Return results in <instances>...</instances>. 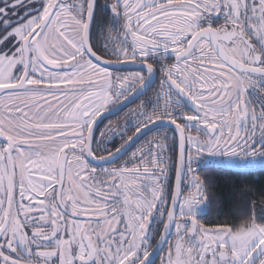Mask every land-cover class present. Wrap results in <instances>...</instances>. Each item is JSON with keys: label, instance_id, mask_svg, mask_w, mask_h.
I'll use <instances>...</instances> for the list:
<instances>
[{"label": "snow or ice", "instance_id": "obj_1", "mask_svg": "<svg viewBox=\"0 0 264 264\" xmlns=\"http://www.w3.org/2000/svg\"><path fill=\"white\" fill-rule=\"evenodd\" d=\"M104 2L119 27L100 50L96 0H0V264H155L165 244L160 264H264V204L239 226L206 228L193 213L214 197L197 157L264 155V104L249 99L264 96V0ZM212 16L223 23H201ZM161 53L175 62L161 66L151 107L133 111L131 134L110 123L101 135L123 134L118 152L157 122L175 134L155 132L121 166L89 167L97 119L147 82L108 66L150 75ZM176 95L193 111L177 115Z\"/></svg>", "mask_w": 264, "mask_h": 264}, {"label": "flooded vegetation", "instance_id": "obj_2", "mask_svg": "<svg viewBox=\"0 0 264 264\" xmlns=\"http://www.w3.org/2000/svg\"><path fill=\"white\" fill-rule=\"evenodd\" d=\"M177 2H179V0H177ZM201 23H205V24L206 23H212L213 25H218L220 23H223V17L222 16H212L210 18H204L201 21ZM108 27H111V28L119 27V20L117 17H115L113 15L110 7L104 2V0H96V7H95V12H94V17H93V22H92V27H91V33H90V40L100 50H103V39H104L103 32ZM149 62L154 65V70L150 75L147 73V70L146 71L111 70V71L117 72V73H124V72H131V71L141 72V73L146 75L147 80L150 81L152 83V85L148 88V90L139 99L134 101L131 105L124 108L123 110H121L117 114L103 119L100 122V124L96 128L94 136H93V141H92V148L94 151L93 157L104 156V155L106 156L107 153L113 154L116 152V151H114V149L119 147L122 143V135L123 134L108 135L107 133H105L104 135H101V133L104 132V130L108 124L111 123L113 126H115L116 124L123 125V127L127 130V132L129 134H131V132L134 130V121L131 119L133 111L137 108V106L140 104L141 101H145L146 103H148V106L151 107V103L149 102V98L151 97L152 91L155 88L159 87L161 75H162L161 74V66L175 62V57L171 53H167V54L161 53V54H157L156 56L149 57ZM174 99L176 100V114L177 115H180L181 113H187V112L193 111V106L187 98L180 97V96L176 95L174 97ZM249 99L253 104H256V105L264 104V96H261L258 92L250 91ZM121 102L110 106L108 108V110L105 111L104 113L110 111L112 108L116 107ZM125 116H129L130 118L125 119ZM164 123H168V122H164ZM163 130H167V134L170 137L175 134V131L168 128V127H160V128L148 131L144 136H142L138 140V142L127 153H125V155L123 157H121L118 161H116L112 165H108L106 167H95L93 165H90L87 161L86 162L89 165V167H91L97 171H100V170L105 169V168L111 169V168L121 166L125 162H128L130 160L133 151H135L136 147L139 146V144L143 143V140L145 138L150 139L151 136L154 135L155 132L163 131ZM175 154L178 156V143H177V145L170 143L169 144V155L173 156ZM207 155H210V154L204 153L201 155V157H203V158L208 157ZM210 156H213L215 158H225L223 156H217V155H210ZM128 166L131 167L132 165L129 164ZM169 179H171V176ZM173 183H174V180H173ZM198 217H196L197 220H198ZM159 228H160V222H159L158 218L154 216L153 221H152L151 230L158 232ZM174 231L175 230L173 228V232ZM171 243L172 244L175 243V236L174 235L171 238ZM167 252H168V245L165 244L164 251L162 253H160V255H157L156 258L153 260L155 262V264H160L161 257H166Z\"/></svg>", "mask_w": 264, "mask_h": 264}, {"label": "trees", "instance_id": "obj_3", "mask_svg": "<svg viewBox=\"0 0 264 264\" xmlns=\"http://www.w3.org/2000/svg\"><path fill=\"white\" fill-rule=\"evenodd\" d=\"M194 172L204 180L207 190L214 194L206 201L204 213L198 217L206 228L222 224L239 226L248 218L252 201L264 204V167L253 171H234L209 166ZM257 220L264 221L259 211Z\"/></svg>", "mask_w": 264, "mask_h": 264}, {"label": "water", "instance_id": "obj_4", "mask_svg": "<svg viewBox=\"0 0 264 264\" xmlns=\"http://www.w3.org/2000/svg\"><path fill=\"white\" fill-rule=\"evenodd\" d=\"M94 12H95V9H94ZM93 17H94V14H93ZM91 27H92V23L90 24V28H89V37H90V33H91ZM108 67H109V70H118V71H120V70L146 71L147 70L146 68H144V66L142 64H120V65L112 64V65H109ZM151 85H152V83L147 80L146 85L143 89H138L135 93L130 95L126 100L122 101L116 107L112 108L110 111H108L106 113L101 114V116L97 119V121L94 124V133H95L96 128L98 127V125L100 124V122L103 119L110 117V116H113V115L117 114L118 112H120L121 110H123L124 108L131 105L134 101L139 99L148 90V88ZM160 127H168L170 129L174 130V126L171 125L170 123L157 122L154 126L149 128L146 132H143L140 135L136 136V138L131 143H128L125 146L121 147L120 151H118V152L116 151L110 157L105 158V159H97L94 157H89L87 159V162L90 165H93L95 167H106L108 165H112L113 163L118 161L121 157H123L125 155V153H127L138 142V140L142 136H144L148 131H151V130H154V129H157ZM93 136H94V134H93ZM178 154H179V148H178ZM219 167H222V166H219ZM156 256L157 255H154L152 257V259L154 260L156 258Z\"/></svg>", "mask_w": 264, "mask_h": 264}, {"label": "rangeland", "instance_id": "obj_5", "mask_svg": "<svg viewBox=\"0 0 264 264\" xmlns=\"http://www.w3.org/2000/svg\"><path fill=\"white\" fill-rule=\"evenodd\" d=\"M31 10V9H30ZM255 143L257 146L260 144H264V138L257 136ZM208 157H197L193 161V169L199 170L202 168H206L209 166H222L227 169H231L234 171H253L259 168L264 167V155L257 154V156H247V157H225V158H215L213 156L207 155ZM185 190L187 189V186H185ZM186 194V193H185ZM206 209V201L201 204L197 205L193 209L194 218L202 215Z\"/></svg>", "mask_w": 264, "mask_h": 264}]
</instances>
